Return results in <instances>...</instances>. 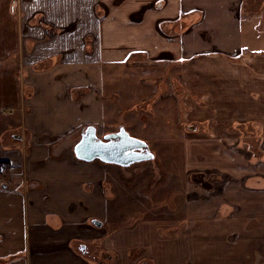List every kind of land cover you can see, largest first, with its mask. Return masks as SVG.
<instances>
[{"label": "crops", "instance_id": "obj_1", "mask_svg": "<svg viewBox=\"0 0 264 264\" xmlns=\"http://www.w3.org/2000/svg\"><path fill=\"white\" fill-rule=\"evenodd\" d=\"M263 10L264 0H0V264H264V164L235 150L239 124L264 137V77L243 68L264 66ZM88 126L100 139L124 127L154 156L80 160ZM178 145L181 199L168 211L181 219L118 205L117 194L139 197L136 171Z\"/></svg>", "mask_w": 264, "mask_h": 264}, {"label": "rangeland", "instance_id": "obj_2", "mask_svg": "<svg viewBox=\"0 0 264 264\" xmlns=\"http://www.w3.org/2000/svg\"><path fill=\"white\" fill-rule=\"evenodd\" d=\"M262 13H264V10L262 11ZM258 54H262L264 55V48L258 51ZM243 68L245 69H249L250 71V75H252L251 77L253 78H258V77H264V66L262 68H254L252 69L250 66H248L247 68L243 66ZM175 89L177 90V94L180 100V105H179V110L181 115V121H185V101H186V97L184 94V89L185 87H183L182 83H178L177 81H175L174 83ZM196 102L200 103V100L198 99H194ZM184 118V119H183ZM180 121V120H179ZM186 122V121H185ZM201 126L200 123L196 122V123H190L187 124V128H189V131H195L197 128H199ZM236 132H238L239 134H241L240 136V141L238 143V145H235V150L241 152L244 157L247 159L248 162H250L253 165H263L264 164V158H259V157H255L253 155L252 152V147H257L259 148V150L261 152L264 153V137L263 135H261L259 132L252 130V128L250 127L249 123H242L241 125H238V129L235 130ZM180 133V131H179ZM165 138V137H164ZM256 142L255 143V141ZM143 140V139H142ZM180 141V140H179ZM178 141V142H179ZM226 143H228V140L225 139L224 140ZM153 142V141H152ZM148 143V142H147ZM255 143V144H254ZM227 146L231 147V144L228 143ZM149 150L150 148L152 149L153 147L151 145L148 144ZM173 148V147H172ZM181 146L178 145L177 147L173 148L171 150L170 153L167 154H163V162H160L158 164H154L153 168H148L146 166V169H139L136 171V173L138 175H140L141 177V181H140V185H136V187L139 188V190H141V192L139 193L138 198H134L133 196L129 195V196H123L122 194H117V201H119V204H122L123 206L127 204V201L130 203L128 205H134V204H141V214L146 213L147 211L150 212V214L154 215L153 217L157 218L155 214L159 213L162 215V220L168 222L169 219L171 220H176L179 221L181 219V217L179 216V214H177L175 216V214L172 212H169V206L170 205H174L173 207H175L176 203L178 201H180L181 197H180V189H181V184L183 183V181L181 182V178L179 177L180 175V171L179 173L177 172L180 168V159H181ZM169 147H164V153L168 152ZM151 151V150H150ZM170 154H175V166L173 165L174 161H172V166H168L166 158H170ZM140 163H135L134 165L137 164H141ZM161 165V170L159 171L158 169V165ZM176 170V171H175ZM195 174V173H193ZM192 174V175H193ZM194 176H199V175H194ZM193 177V176H192ZM197 182L203 183L204 185H207L209 181L204 180V178H201L199 180H196ZM124 200V201H123ZM123 201V202H122ZM175 216V217H174ZM171 218V219H170ZM146 222H150V221H146ZM170 222V221H169ZM169 226L167 227H159L158 228V234L161 236H168L167 231ZM120 229L123 227H119ZM127 228V227H125ZM171 229V228H170ZM170 232V231H169ZM141 248H135V249H130L129 250V254H132V257L138 255L140 252L139 251H143ZM115 251H113L114 253ZM109 261H106L107 264ZM183 264V262H182Z\"/></svg>", "mask_w": 264, "mask_h": 264}, {"label": "water", "instance_id": "obj_3", "mask_svg": "<svg viewBox=\"0 0 264 264\" xmlns=\"http://www.w3.org/2000/svg\"><path fill=\"white\" fill-rule=\"evenodd\" d=\"M74 153L80 160L91 161L98 158L102 162L122 166L145 161L154 156L144 140L133 137L124 127L103 139L98 137L94 126L86 127L81 140L74 147ZM92 222L101 226L100 221Z\"/></svg>", "mask_w": 264, "mask_h": 264}, {"label": "trees", "instance_id": "obj_4", "mask_svg": "<svg viewBox=\"0 0 264 264\" xmlns=\"http://www.w3.org/2000/svg\"><path fill=\"white\" fill-rule=\"evenodd\" d=\"M256 142H258L257 139H256L255 143H256ZM255 143H254V144H255ZM252 152H253V155H254L255 157L264 158V153L261 152V151L259 150V148L253 146V147H252Z\"/></svg>", "mask_w": 264, "mask_h": 264}, {"label": "flooded vegetation", "instance_id": "obj_5", "mask_svg": "<svg viewBox=\"0 0 264 264\" xmlns=\"http://www.w3.org/2000/svg\"><path fill=\"white\" fill-rule=\"evenodd\" d=\"M81 246H83V245H81ZM82 250L85 251V252H88L87 248H84V249H82Z\"/></svg>", "mask_w": 264, "mask_h": 264}, {"label": "snow or ice", "instance_id": "obj_6", "mask_svg": "<svg viewBox=\"0 0 264 264\" xmlns=\"http://www.w3.org/2000/svg\"><path fill=\"white\" fill-rule=\"evenodd\" d=\"M101 147H103V145H101Z\"/></svg>", "mask_w": 264, "mask_h": 264}]
</instances>
